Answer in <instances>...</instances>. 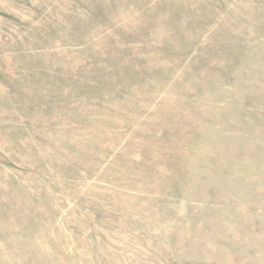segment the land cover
Masks as SVG:
<instances>
[{
  "label": "rangeland",
  "instance_id": "rangeland-1",
  "mask_svg": "<svg viewBox=\"0 0 264 264\" xmlns=\"http://www.w3.org/2000/svg\"><path fill=\"white\" fill-rule=\"evenodd\" d=\"M0 264H264V0H0Z\"/></svg>",
  "mask_w": 264,
  "mask_h": 264
}]
</instances>
